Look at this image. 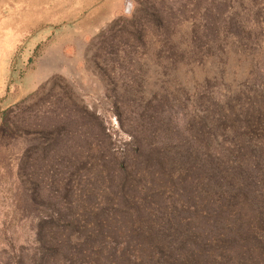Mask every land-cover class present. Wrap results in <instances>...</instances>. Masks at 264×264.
Segmentation results:
<instances>
[{
  "label": "rangeland",
  "instance_id": "374dc122",
  "mask_svg": "<svg viewBox=\"0 0 264 264\" xmlns=\"http://www.w3.org/2000/svg\"><path fill=\"white\" fill-rule=\"evenodd\" d=\"M99 1L0 0V264H264V0Z\"/></svg>",
  "mask_w": 264,
  "mask_h": 264
},
{
  "label": "crops",
  "instance_id": "0c3cea01",
  "mask_svg": "<svg viewBox=\"0 0 264 264\" xmlns=\"http://www.w3.org/2000/svg\"><path fill=\"white\" fill-rule=\"evenodd\" d=\"M101 4L99 10L95 11V14L93 15H102L108 17L107 20L110 18H114V15L118 14L119 11L122 10V5L124 4V0H100L98 4ZM97 13V14H96ZM86 30V29H84ZM57 44H60L58 42ZM56 44V45H57ZM54 45L53 47H50L44 56L41 58V61L39 62V70L40 72L35 74V78L31 80L29 78L22 86L20 92L21 97L34 92L38 86L43 82L39 81L42 76H45L46 78L51 75L53 71H55L56 62L59 58L58 54V46ZM68 51L71 52V48L68 49ZM38 76V77H37ZM35 79H37V84H35Z\"/></svg>",
  "mask_w": 264,
  "mask_h": 264
}]
</instances>
